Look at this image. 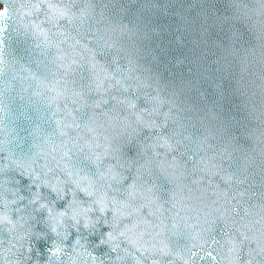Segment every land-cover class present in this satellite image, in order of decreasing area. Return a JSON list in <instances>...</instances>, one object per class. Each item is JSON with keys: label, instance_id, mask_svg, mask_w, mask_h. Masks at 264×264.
I'll list each match as a JSON object with an SVG mask.
<instances>
[{"label": "clouds", "instance_id": "1", "mask_svg": "<svg viewBox=\"0 0 264 264\" xmlns=\"http://www.w3.org/2000/svg\"><path fill=\"white\" fill-rule=\"evenodd\" d=\"M0 264H264V0H0Z\"/></svg>", "mask_w": 264, "mask_h": 264}]
</instances>
